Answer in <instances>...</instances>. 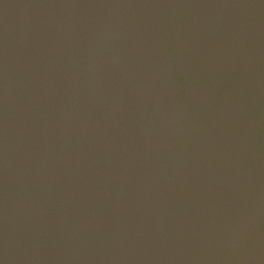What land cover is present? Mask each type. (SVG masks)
<instances>
[{
    "label": "water",
    "instance_id": "95a60500",
    "mask_svg": "<svg viewBox=\"0 0 264 264\" xmlns=\"http://www.w3.org/2000/svg\"><path fill=\"white\" fill-rule=\"evenodd\" d=\"M0 264H264V0H0Z\"/></svg>",
    "mask_w": 264,
    "mask_h": 264
}]
</instances>
